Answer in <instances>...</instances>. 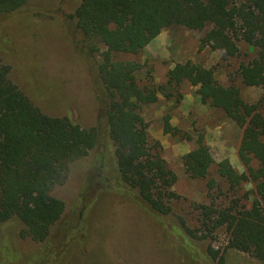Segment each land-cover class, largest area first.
Here are the masks:
<instances>
[{
    "label": "trees",
    "instance_id": "16d2710c",
    "mask_svg": "<svg viewBox=\"0 0 264 264\" xmlns=\"http://www.w3.org/2000/svg\"><path fill=\"white\" fill-rule=\"evenodd\" d=\"M28 2L0 0V15L21 11ZM57 12L88 67L97 121L84 128L70 117L44 113L10 80L11 68L0 58V226L15 220L22 226L20 236L37 244L29 264H69L76 254L91 259L88 236L64 221L66 203L52 192L67 180L72 163L92 154L93 169L80 198L82 213L93 206L88 197L98 182L104 186L92 202L113 193L160 223L173 213L172 201L180 198L172 190L178 178L160 141L151 137L144 112L159 95L178 107L184 82L197 87L209 118L228 117L241 129L237 153L245 170L238 171L229 159L216 163L199 125L180 136L196 144L182 157L186 173L206 181L212 199L194 206L199 229L188 227L187 233L180 224L173 228L180 249L190 264H225L219 250L210 245L200 253L192 240H206L224 229L228 249L264 264V96L250 103L242 94L247 86L264 88V0H61ZM169 28L205 32L201 47L220 50L226 59L239 54L241 43L254 55L229 85L217 79L214 68L192 61L176 64L166 82L158 83L154 67L141 56ZM143 70L145 77L139 76ZM171 118L170 113L164 116V131L178 136L182 130ZM214 168L219 179L212 175ZM215 189L228 202L216 201ZM230 191H244L247 198L239 203L228 198Z\"/></svg>",
    "mask_w": 264,
    "mask_h": 264
},
{
    "label": "rangeland",
    "instance_id": "374dc122",
    "mask_svg": "<svg viewBox=\"0 0 264 264\" xmlns=\"http://www.w3.org/2000/svg\"><path fill=\"white\" fill-rule=\"evenodd\" d=\"M60 1L29 0L21 11L0 15V58L11 68L10 80L44 113L67 116L82 127L91 128L97 121V103L88 67L77 56L57 12ZM204 35L205 32L165 29L144 50L141 59L143 62L149 60V65L154 67L158 83L166 82L167 73L176 64L192 61L214 68L223 85L231 84L240 65L249 62L254 53L241 43L239 54L226 59L220 50L201 47ZM145 72L143 70L139 76L145 77ZM181 88L184 97L178 107L159 95L160 99L147 106L144 112L151 137L160 141L163 157L178 178L172 190L180 198L172 201L173 213L165 216L163 223L140 210L135 202L113 193L92 202L104 186L100 182L93 183V197H88L93 206L82 213L80 198L93 169L94 154L72 163L67 180L53 189V195L66 203L64 221L77 226L83 238L88 236L86 250L91 264H190L173 228L180 224L184 232L188 227L199 229L198 211L194 206L212 201L207 194L206 181L191 179L182 161L196 144L191 140L182 141L180 136L192 132L195 124L200 126L199 131L204 134L216 163L229 159L238 171L245 170L237 153L241 129L228 117L209 118L207 106L196 94L197 87L184 82ZM242 94L246 101L257 103L264 96V88L247 86L242 88ZM167 113L172 115V125L182 130L179 137L165 133ZM212 175L218 178L215 168ZM249 189L250 186L247 191ZM212 194L218 202L227 200L219 189ZM243 194L244 191H230L228 198L243 203L247 198ZM21 228L15 220L0 226V264H29V253L37 244L22 238ZM228 239L226 230L218 229L206 240H192L200 253L210 245L219 250L225 255V264H260L248 253L228 249ZM90 260L89 257L82 260L76 254L69 264H87Z\"/></svg>",
    "mask_w": 264,
    "mask_h": 264
}]
</instances>
